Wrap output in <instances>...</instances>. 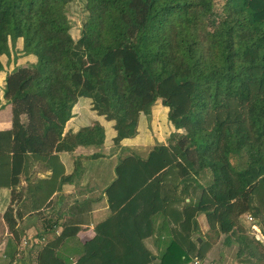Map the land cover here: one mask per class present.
Here are the masks:
<instances>
[{"label":"trees","instance_id":"trees-1","mask_svg":"<svg viewBox=\"0 0 264 264\" xmlns=\"http://www.w3.org/2000/svg\"><path fill=\"white\" fill-rule=\"evenodd\" d=\"M74 1L0 0V58L17 40L32 57L10 72L0 60V108L9 104L11 115L0 131V186L15 199L19 176L39 163L50 171L38 181L47 198L66 180L54 167L58 153L104 143L93 117L110 125L118 150L159 101L172 132L145 154L119 149L102 191L109 214L74 264H149L143 242L163 231L159 264H204L213 244L195 242L198 215L225 243L240 216L264 219V0H78L77 29L67 15ZM12 211L2 219L16 235ZM76 230L41 246L36 264H66L57 251ZM236 240L264 262L250 228Z\"/></svg>","mask_w":264,"mask_h":264},{"label":"crops","instance_id":"crops-1","mask_svg":"<svg viewBox=\"0 0 264 264\" xmlns=\"http://www.w3.org/2000/svg\"><path fill=\"white\" fill-rule=\"evenodd\" d=\"M8 105L4 104L0 112ZM158 106H161L160 103H155L151 109L148 124L151 131L147 129V123L141 120L142 123L137 126L136 136L120 143L121 157L135 151L145 154L154 145L152 141L165 144L166 136L173 129L170 127L169 130L170 124L162 123L167 108L161 106L162 109L157 110ZM79 109L78 104L76 115L67 122L65 129L76 124ZM5 112L7 118L0 125V131L9 130L11 127V115ZM88 115L92 117L91 113ZM93 118L104 128V143L98 147L78 146L71 152L58 153L54 167L61 168L66 180L61 186L57 184L56 187L53 186L54 190L47 198L46 189H41L38 181L45 179L50 171L39 163L33 162L25 173L19 176L15 199L11 198L10 187H5L4 184L0 186V264H36V254L41 246L57 237L64 229L69 230L76 227V232L65 238L57 251L66 264H74L80 253L81 245L93 237L94 225L108 216L109 212L102 191L111 180L112 168L119 149L112 147L110 143L113 137L110 125L100 118ZM93 154H100L101 158L93 159L91 158ZM105 155L108 156L107 159ZM7 179L8 175H4L3 182L7 183ZM197 196L196 192L191 195L192 203L196 201ZM43 199H45L44 202ZM184 201L188 202L189 199ZM42 203L43 205H40ZM7 206L13 209L12 230L15 231L16 235L13 234L17 238H14L2 219ZM199 216L204 218L203 215L196 217L200 236H195L194 240L198 244L202 240H208L213 244L203 262H206L207 258H214L208 264H264L258 260L260 252L257 247L253 250V245H250L252 247L250 250L245 249L243 245H237L236 239H240V235L245 234L249 228L245 215L240 216L238 220L236 238L230 236L228 243H225L224 235L208 231L207 224L201 227ZM159 225L160 220L156 218L155 227ZM255 225L264 237V219L260 224L255 223ZM157 235L160 237L157 238ZM165 237L166 232L163 231L161 234H154L151 238L144 240V246L152 254L149 264H159L158 257L163 250ZM197 238L200 239L199 242L196 241ZM249 253H254V258H250L252 263L247 262Z\"/></svg>","mask_w":264,"mask_h":264},{"label":"rangeland","instance_id":"rangeland-1","mask_svg":"<svg viewBox=\"0 0 264 264\" xmlns=\"http://www.w3.org/2000/svg\"><path fill=\"white\" fill-rule=\"evenodd\" d=\"M80 4H81L80 1L75 0L73 4L67 6V15H68L74 29L78 28V26L80 25V23L84 17L83 16L84 14L81 12ZM215 9H217V8H215ZM20 47H21V42H20V40H17V41H15V44L13 45V47H9L8 56H1V58H0L1 65L5 71L10 72L15 67L22 65V64H25L24 62H27L30 60L32 61L31 56L22 55V53L20 51ZM156 103H159V102L156 101ZM9 106L10 105H8L7 108H4L2 111L6 110L8 112V114H10V107ZM163 108H165V107H163ZM159 109H162V107L158 106L157 110H159ZM170 127H171V125L169 126V130L171 129ZM199 182L202 183V181H199ZM199 223H200L201 227L206 225L204 218L202 216H199ZM213 259L214 258H207L206 262H203V263L207 264V263L213 261Z\"/></svg>","mask_w":264,"mask_h":264},{"label":"built area","instance_id":"built-area-1","mask_svg":"<svg viewBox=\"0 0 264 264\" xmlns=\"http://www.w3.org/2000/svg\"><path fill=\"white\" fill-rule=\"evenodd\" d=\"M246 221L249 222V228L251 229L253 233V237L260 242L262 247L264 248V237L260 234L258 231L255 223L253 222L252 218L249 215L245 216ZM184 264H202L198 259H192Z\"/></svg>","mask_w":264,"mask_h":264},{"label":"water","instance_id":"water-1","mask_svg":"<svg viewBox=\"0 0 264 264\" xmlns=\"http://www.w3.org/2000/svg\"><path fill=\"white\" fill-rule=\"evenodd\" d=\"M196 241H197V242H199V241H200V239H198V238H197V239H196Z\"/></svg>","mask_w":264,"mask_h":264}]
</instances>
